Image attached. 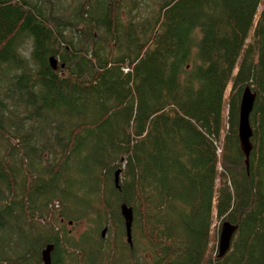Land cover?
I'll return each instance as SVG.
<instances>
[{
	"label": "trees",
	"instance_id": "trees-1",
	"mask_svg": "<svg viewBox=\"0 0 264 264\" xmlns=\"http://www.w3.org/2000/svg\"><path fill=\"white\" fill-rule=\"evenodd\" d=\"M260 2L0 0V264H264ZM213 220L236 226L221 258Z\"/></svg>",
	"mask_w": 264,
	"mask_h": 264
},
{
	"label": "water",
	"instance_id": "water-1",
	"mask_svg": "<svg viewBox=\"0 0 264 264\" xmlns=\"http://www.w3.org/2000/svg\"><path fill=\"white\" fill-rule=\"evenodd\" d=\"M48 62L53 70L57 69L59 64H58V60L55 57L53 56L49 57ZM59 66L60 68H63L64 64H60ZM254 99H255L254 93L250 90L249 87H245L242 92L240 104H239L238 138H239L241 150L246 158V163L251 150L250 138L252 136V130H251L249 118L253 109ZM119 174H120V169H117L114 173L115 186H118ZM120 215L124 222L126 242L131 248L132 247L131 227L133 221L132 209L126 206L125 204H121ZM105 231L106 228L101 233L102 238L105 234ZM235 231H236V226L230 224L227 221L222 222L220 234H219V240H218V249H217L218 258L223 257L230 249L231 240L234 236ZM52 250H53V246L47 245L41 251L40 254L41 264H51Z\"/></svg>",
	"mask_w": 264,
	"mask_h": 264
},
{
	"label": "rangeland",
	"instance_id": "rangeland-1",
	"mask_svg": "<svg viewBox=\"0 0 264 264\" xmlns=\"http://www.w3.org/2000/svg\"><path fill=\"white\" fill-rule=\"evenodd\" d=\"M262 13H264V0H261L258 9H257V13L255 16V20L259 17V15H261ZM229 87L226 91V95L225 97H227L228 92H229ZM225 114H226V110ZM218 154H219V150H218ZM53 222V221H52ZM66 223L64 222V228L63 231L66 230L69 233L73 234L76 238L83 235L85 233V231L87 230V223L84 220H81L79 222H77V224L74 227H71L69 225V227L67 225H65ZM221 222H218L216 220H213L212 222V227H211V241H210V245H209V252L211 255L215 256V253L217 252L218 249V240H219V234H220V229H221ZM106 228L105 234L103 236V240H105L106 242H111L112 238H113V234H112V230L111 227L108 224H104L100 230V233H102V231ZM124 242H126V237L123 238ZM127 243V242H126ZM132 248V247H131Z\"/></svg>",
	"mask_w": 264,
	"mask_h": 264
},
{
	"label": "built area",
	"instance_id": "built-area-1",
	"mask_svg": "<svg viewBox=\"0 0 264 264\" xmlns=\"http://www.w3.org/2000/svg\"><path fill=\"white\" fill-rule=\"evenodd\" d=\"M56 206H57V204H56Z\"/></svg>",
	"mask_w": 264,
	"mask_h": 264
}]
</instances>
